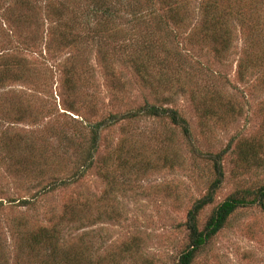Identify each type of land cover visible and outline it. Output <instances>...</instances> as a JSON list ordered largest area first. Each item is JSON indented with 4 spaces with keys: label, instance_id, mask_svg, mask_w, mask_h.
I'll list each match as a JSON object with an SVG mask.
<instances>
[{
    "label": "rangeland",
    "instance_id": "1",
    "mask_svg": "<svg viewBox=\"0 0 264 264\" xmlns=\"http://www.w3.org/2000/svg\"><path fill=\"white\" fill-rule=\"evenodd\" d=\"M105 1L115 16L98 30L93 0H0V264L50 262L28 247L39 229L69 264H177L186 213L215 178L209 156L225 150L198 230L264 186V0H231L223 58L195 43L202 0L165 27L148 16L157 0ZM143 104L175 110L190 143L167 118H124L82 167L88 125ZM262 206L236 209L190 264H264Z\"/></svg>",
    "mask_w": 264,
    "mask_h": 264
},
{
    "label": "trees",
    "instance_id": "2",
    "mask_svg": "<svg viewBox=\"0 0 264 264\" xmlns=\"http://www.w3.org/2000/svg\"><path fill=\"white\" fill-rule=\"evenodd\" d=\"M103 1L93 0L92 2V15H99L101 18L99 19L100 22L95 23L98 30L99 28L107 29V27L113 23L112 19L115 16V13L110 10L112 8L106 5L105 0ZM147 1L149 2L150 0ZM157 4L161 8H159V10L156 9V11L152 12L151 10L149 12L148 16L151 20L157 22L158 24H162V27H165L167 24L178 26L184 22L186 0H176L175 2H173V0H157ZM233 4L234 3L231 0H202L198 8L197 22H199V26L197 31L198 35L194 36V38L197 39L195 43L206 45L210 52L215 54L216 57L222 56L223 58L224 54L230 47L231 36L228 32V28L232 22V19L234 18ZM242 21L243 22L241 23L243 24L246 22L244 18ZM92 30L95 33H99V31L95 30L94 28H92ZM164 31H167V29ZM165 37L167 39H170L171 37L172 40H174L175 34L168 30L165 33ZM95 43L97 44V42ZM162 44L159 47H161ZM102 52L107 53L104 50H102ZM138 116L167 118L168 122L172 126L178 128L186 141L190 143L188 126L185 121L178 116L175 110L158 107L153 104H143L135 111L122 115H110L98 123L88 125V130L90 131V142L88 146L83 149L82 155L86 157V163L82 165V167H88L91 164L92 155L96 150L99 130L108 127L121 119L135 118ZM224 151L225 150H222L213 154L212 156H209L208 160L211 161L215 178L209 185L207 193L195 201L192 204L190 210L186 213L184 228L187 232L188 242L184 250L178 256L177 264H190L194 253L199 248L204 246L207 241L222 228L225 220L236 209L248 205H257L261 208L263 207L262 200L264 199V186L257 190L256 197L250 201H244V199L236 198H227L223 200L213 209L203 228L200 230L196 228L195 217L197 212L204 206L211 203L214 191L218 188L222 181L220 161ZM80 172L76 173L75 177H77ZM29 238L30 239L27 242L29 249L46 248L48 254H51V257L48 256L50 262H47L46 264H69L64 254L62 256L58 255L57 253L55 255L53 254L54 243L52 244V242L56 238V232H53V230L39 229L35 234L30 235Z\"/></svg>",
    "mask_w": 264,
    "mask_h": 264
}]
</instances>
